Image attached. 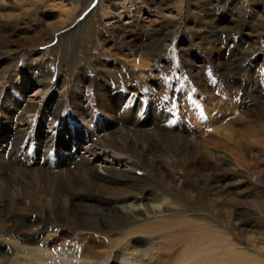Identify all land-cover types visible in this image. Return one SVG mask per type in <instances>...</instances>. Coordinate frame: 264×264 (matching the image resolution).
I'll list each match as a JSON object with an SVG mask.
<instances>
[{
  "label": "rangeland",
  "instance_id": "374dc122",
  "mask_svg": "<svg viewBox=\"0 0 264 264\" xmlns=\"http://www.w3.org/2000/svg\"><path fill=\"white\" fill-rule=\"evenodd\" d=\"M99 2L115 4L110 13L116 18L110 25L99 18L96 33L85 44L83 62L78 51L64 64L57 56L49 58L50 52L58 53L59 37L73 22L60 19L63 16L57 17L55 10L48 14L41 11L34 22L25 18L15 32L12 30L13 34L2 37L5 43H0V122L9 126L24 119L30 121L27 137L16 147L4 142L9 129L0 128V162L14 168L5 169L6 181L13 185L26 183L27 187L30 184L36 192L42 187L18 172L41 169L48 176L60 170L70 172L73 167L69 160L80 157L92 166H112L122 173L125 167L111 162V154L139 168L142 160L152 158L151 153L159 158L167 156L166 160L172 163L175 155L178 167L170 169V177L165 180L160 176L168 169L160 162L152 167L155 177L140 169L135 173L139 179L134 182L128 178L132 173L114 177L113 188L119 194L123 192L118 189L125 187L142 190L135 198L127 197L125 204L103 195L114 217L144 226L146 222L160 223L161 217L169 216L197 223L202 215L227 226L244 247L264 253V0H92L90 5L81 0L71 18L84 22L87 12ZM71 3L73 0L46 1L50 10V6L69 8ZM17 9V0L0 4V33L7 31L3 26L8 19L5 16L18 12ZM53 30L57 31L53 34ZM159 37L160 42L155 43ZM152 49L162 52L160 62L150 59L148 50ZM21 79L27 83L23 92L18 89ZM40 91L38 98L34 93ZM202 112L215 119L214 129L223 124L228 136L221 138L209 129L203 135L192 131L193 124L203 119ZM160 122L175 123L174 132L181 136L176 149L165 151L167 154L159 152L158 143V149L143 151L142 146L146 149L149 141L142 138L134 141L138 146L135 151H127L123 141L115 148L96 141L94 149L101 157L96 161H91L81 149L84 138L98 139L124 126L154 130ZM41 156H45L44 162L37 163ZM62 161L67 162L61 165ZM100 169L95 175L87 171L82 174L80 183L86 190L80 201L101 199L94 188L98 178L103 177ZM148 183L152 184L146 187ZM65 186L63 183V196L70 192ZM150 190L155 193L148 197ZM20 193L5 199L14 205L18 216L42 214L51 220L45 221L37 232H25L26 239L36 238L35 246L44 249L47 239L63 225L54 219L48 197L31 199V203L36 202L34 210ZM144 196L164 201L159 213L147 212L139 202ZM201 198L202 206L198 204ZM2 206L0 213L7 211ZM0 224V264H22L23 255L14 246L27 244L10 235L11 228L5 221ZM95 234L115 249L93 264H175L173 258L179 261L176 247L161 241L165 231L160 227L138 233L132 227L103 226ZM64 244H74V237L47 248H52L50 253L55 258L49 259L48 264H63L64 259L56 257L65 253V248L60 247Z\"/></svg>",
  "mask_w": 264,
  "mask_h": 264
},
{
  "label": "bare ground",
  "instance_id": "6f19581e",
  "mask_svg": "<svg viewBox=\"0 0 264 264\" xmlns=\"http://www.w3.org/2000/svg\"><path fill=\"white\" fill-rule=\"evenodd\" d=\"M8 1L10 0H0V4L8 5ZM46 1L47 0H17V2L19 3V9H17L18 12L11 13L5 16V18L8 19L6 20L7 22L3 24V26H5L4 28L7 29L8 32L5 31L4 33H0V43L4 42L2 37L7 36L8 34L11 35V32L13 34L15 32V28L17 24L19 25V22L24 21L25 18L26 20L28 19L29 22H34L36 21L35 20L36 18L34 17L37 16L41 11L45 14H48L50 11L54 12L55 10L58 12L57 17L63 16V18L60 19L64 20L68 18V20L72 19L73 22L69 26L67 31L61 33L59 37V45L57 46L58 53L56 54L50 52L49 58L52 59L53 57L57 56V60L60 62V64L61 63L64 64L68 61L70 55H74L76 53L75 51H78V57H80L81 61L83 62V60L86 59V58H82L85 57V50H84L85 44H89L86 42L96 33V30L98 29V23L100 22L99 18L101 17L100 18L101 20L102 19L103 21L105 20L106 24L108 25H110L109 22L111 20L116 18V15L114 13L112 12L110 13V8L112 6H116L115 4L113 5L111 3L105 5L104 3L99 2V4L94 10L92 11L90 10L89 12H87L86 17L84 18V22L81 23V22H77V20H75L74 18H71V16H73V14L76 12L78 6H81L80 4L81 0H79L78 3L77 0H73V3H71V6L69 8H66V6H62L61 8H57L56 6H50L52 8L51 10L46 4ZM85 1L89 3L88 5H90V3L92 2V0H85ZM45 8L47 9L46 11H44ZM61 13H63V15ZM57 30H53L52 33L54 34ZM120 37L129 39V36H125V35H122ZM158 42H160V37L158 41H156L155 43ZM77 45L80 46L76 47ZM81 45H82V49L79 50ZM24 55L25 54L22 53L21 57H24ZM148 55L150 56V59H152L153 61L157 60V62H160V59L163 57L161 51H157L154 49L148 50ZM141 82L142 81H140L139 85L141 84ZM25 84H27L25 82V79L24 80L21 79L19 81L18 89L20 92H23V90L25 89L24 88ZM40 93L41 91L39 93L37 92L34 94H36V96L39 98ZM186 96H188L187 90H186ZM106 104L108 105L109 103ZM202 113H203L202 114L203 119L199 122H196V124H193L194 128L192 131L197 133L200 132L201 135H203L204 132H207V129H209L211 133H216L221 138H225L228 136V132L226 131V128L223 124H221L220 128L214 129L213 125L215 123L213 120L215 119L211 118V116L209 117L207 112L205 113L202 112ZM204 120H206L207 122L204 123L203 122ZM174 125L172 124V122H165V123L160 122L158 124H155L154 130L152 129L141 130L137 126L119 127V130L117 132L120 134V136L117 134L116 131L115 133L113 132L105 133L104 136H99L98 139L91 140L88 138H84L83 140L84 143L82 144L83 146L82 147L80 146V142H78V146L81 147V149L85 150V153L89 154V156L91 157V159L90 157L89 159L91 161L100 160L101 158L100 154L96 152L94 149V145L96 144V141L97 142L99 141V143H101L100 145H104V146L107 145L112 148H115L120 141H123L128 146L127 151H132V150L135 151L138 147L137 144L135 143L136 140L142 138L144 141L146 139H148L149 141L148 147L146 149H144V147L146 146L143 147L141 145L143 151L150 152L153 150V148L158 149L156 147L158 146L156 143H158L160 145L158 146L160 147V149H158L159 152L160 151L165 152L167 150L169 151L171 148H174L178 139L181 137L174 132V130L176 129V125L175 126ZM0 128L9 129L6 130L4 142L7 141V143H10L12 147H16L20 145L23 142V140L27 137L29 132L28 130L30 128V121H26L24 119L21 121L12 122L11 124L9 123V126L6 125L5 121H1ZM77 141H79V136ZM110 153H112V151ZM165 153L167 154L168 152ZM199 154H202V152H199ZM111 155H113V159L111 162L125 167L124 168L125 170L122 171V173L121 172L118 173V171L114 169L112 166L106 167L102 165L103 167H101V164L98 166H94V165L92 166L91 164H89L88 161L86 162L84 161L83 158L80 157L77 159L72 158L71 161L69 160V162H71L70 166L73 167V169L70 172L68 171L69 174H67L68 173L67 171L66 173L63 170H60L50 175L51 177H53L52 181L51 179L48 180L49 179L48 177H50L48 176L49 174H47L41 169H37V170L35 169L33 171L31 170V172L28 171L29 173L18 172L19 174H21L23 178L24 177L28 179L32 178L31 180L29 179L31 182L34 181L37 184H39V186L42 187L41 189H36V192L34 190L35 186L33 185L34 187H32V185H30L29 182L28 184L29 186H31V188L29 186L28 187L25 186L26 183L22 185L21 183L15 182L13 185L9 183V181H6L4 177L5 169H7V171L10 170L12 171V169L14 168L12 167L9 168L7 167V165H4L2 162H0V203H1L0 205L3 204V206L7 209V211L4 210V212L0 213V223H2V221H5L6 224H8V227L11 228L10 235L14 236L17 240L19 239L20 241H23L24 243L27 244V245L24 244V246L22 247L14 246L15 249L19 251L21 255L25 256V257L22 256L20 258V260H22V264H48L49 259L52 258L55 259V258L53 255L51 256L52 248L49 249L47 248L50 245H55L56 243H58V241L60 242L63 239L69 237H74V244L72 245L64 244L60 246L65 248V253L58 254V256L56 257L57 260L64 259L62 261L63 264H93L96 259L108 256V254H110L113 251V249H115L112 243L102 241L98 239L99 236H96L95 232H99L100 228H102L103 226L107 228H117V229H128L129 227H132L134 230H137L138 233L144 232L147 229L153 230L160 227V229L165 231V236L160 237L161 241L164 243L170 242L172 248L176 247L175 252L180 253L178 254L180 255L179 261L178 259L174 260L173 258V261H177L175 262V264L177 263L178 264H264V253L262 252L261 249L257 250V249H250L248 247H244L237 241V238L235 239V237H233L232 234H230V231L228 230L227 226L224 227L221 226L219 223L217 224V221L215 219H209L208 217H204L201 215L199 219L200 221L195 223L169 216L167 218L161 217L160 223L158 221L146 222L145 225L143 226L138 224V222L136 221L133 220L130 221L128 219H124L121 216L114 217V215L112 214L113 212H111L110 210L111 208L109 206V201L108 199H102L104 197L103 195L111 196L113 201L116 203L125 204L127 197L135 198V195L137 193L142 192V190L138 191L135 189L134 186H132V187L120 188L118 190H121L123 193L121 194L117 193L116 188H113L114 177L120 176L119 174L132 173V175L130 174L128 178L134 182L139 179L137 176H135V173L137 174V171L139 169L145 171L149 176L155 177V175H152V171H153L152 167L154 166V164L160 162V165L162 166L164 165L165 168L168 169L167 171H163V173H161L162 175L160 176L162 180H165L170 177V174L172 172L170 169H175L178 167L177 165L179 163V160L178 157L174 155L173 157L175 158V162L172 163L166 160L167 156L160 155L159 158V156L154 155V153H151L152 158L147 159L145 162L142 160L140 162L142 168L141 167L139 168L136 165H133L131 162H128L129 160L125 161L122 160V158L117 157V155L114 154ZM134 156L137 155L135 154ZM44 157L45 156H41L39 159L36 160V162L37 163L44 162L45 159ZM162 157L165 158L162 159ZM140 158L141 157L139 156L138 159ZM66 162L67 161L65 162L62 161L61 165L66 164ZM97 167L99 169L101 168L100 170H103L104 172L103 174H101L103 175V177L98 178L99 182L96 183L94 187L97 190L98 195L100 196L101 199L99 198L94 199L92 197L89 201L82 202L80 201V198L82 197L81 196L82 193L86 190L82 187L80 183V179H82V174L85 171H87L90 174L95 175L96 170L98 169ZM63 183L66 184L65 187H67L68 191H70L69 194L65 196H63V190H62ZM151 184L152 183H148L146 187L150 186ZM29 189L31 190V192H29ZM19 192H21L20 196L23 198V200L30 201L29 202V204L31 205L30 207L31 208L33 207L32 209L34 210H37L36 209L37 206L35 204L36 202L31 203V199L34 200V198L36 197L39 198L41 195L48 197L49 201L47 205H49L50 209L53 211L54 219L59 220L63 225L62 228L60 229L57 228V230L54 231L55 234L54 236L51 237V239L49 240L47 239L44 245V249H38L37 248L38 246L37 247L35 246L37 243L36 238L26 239L25 235L27 233L25 232L30 231L31 229L37 232L38 229H40V226L45 223V221L50 222L51 220L49 219L48 216L42 214H39L40 216L37 214L31 216L29 215V217L27 218H22L18 216L16 210H14L15 209L14 205H11V203L9 204L7 201L8 199L7 200L5 199ZM153 193L155 192L150 190L147 196L151 197ZM148 197L145 196L143 198L140 197L139 202H141L142 205L145 206L147 212L153 214H155V212L159 213L161 207L164 204V201L159 198L151 199ZM63 200L65 202H63ZM202 202L203 199L201 198L198 204L202 206L203 205ZM131 203H129V205H131ZM60 208H63L62 212H60ZM162 223L163 226L161 225ZM196 232L198 234L194 235V233ZM32 246L34 248H32ZM1 253L2 251L0 249V255ZM175 254L177 255V253ZM174 256L175 255H173V257ZM169 258L168 260L171 262L172 259L170 260ZM163 259L161 258V260ZM56 264L58 263L56 262Z\"/></svg>",
  "mask_w": 264,
  "mask_h": 264
}]
</instances>
